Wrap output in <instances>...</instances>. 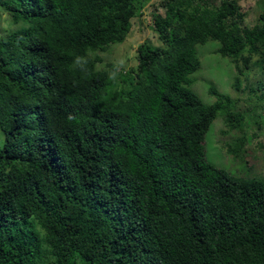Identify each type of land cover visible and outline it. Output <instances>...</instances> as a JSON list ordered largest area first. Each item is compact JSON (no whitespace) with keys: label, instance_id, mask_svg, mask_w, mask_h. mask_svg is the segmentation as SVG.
Wrapping results in <instances>:
<instances>
[{"label":"trees","instance_id":"trees-1","mask_svg":"<svg viewBox=\"0 0 264 264\" xmlns=\"http://www.w3.org/2000/svg\"><path fill=\"white\" fill-rule=\"evenodd\" d=\"M146 1L0 0V264H264V178L207 157L222 117L244 159L245 117L191 78L209 42L237 90L264 77V0L252 25L238 0H162L161 45L101 67Z\"/></svg>","mask_w":264,"mask_h":264},{"label":"rangeland","instance_id":"rangeland-1","mask_svg":"<svg viewBox=\"0 0 264 264\" xmlns=\"http://www.w3.org/2000/svg\"><path fill=\"white\" fill-rule=\"evenodd\" d=\"M162 0H148L136 3L137 12L132 21V30L125 43L115 47L113 51L101 54L103 65L114 63L122 70L136 69L138 65V48L150 43L160 46L158 34L153 24L154 14L164 15ZM242 12L248 13L246 25H252L257 17L258 8L255 0H238ZM10 15L0 7V39L9 32L17 30ZM209 42L199 48L202 62L199 71L192 75V89L207 105L217 102V97L211 94L214 87L220 94L229 96L236 102V111L245 117V132L247 142L244 147V159H236L228 153V146L234 145L241 136L237 131H231L221 117L217 119L207 136L206 149L208 160L230 172L232 175L244 178H264V77L255 76L254 69L241 78V90L233 87L235 71L228 60L213 54ZM2 146V144H1Z\"/></svg>","mask_w":264,"mask_h":264}]
</instances>
